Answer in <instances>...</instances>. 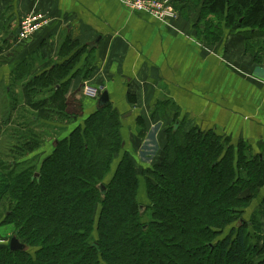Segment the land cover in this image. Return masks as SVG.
Instances as JSON below:
<instances>
[{"label": "trees", "instance_id": "trees-1", "mask_svg": "<svg viewBox=\"0 0 264 264\" xmlns=\"http://www.w3.org/2000/svg\"><path fill=\"white\" fill-rule=\"evenodd\" d=\"M170 1L183 18L199 9L197 23L202 20L204 28L197 23L195 27L207 44L220 39V28L238 27L247 49L254 40H262L255 44L264 49V0ZM209 14L215 18L208 19ZM5 43L0 39V48ZM73 48L70 44L65 50ZM72 66L56 63L30 80L31 74L17 67L12 80H27L25 97L40 115L60 112L77 121L83 114L74 109L81 105L65 99ZM90 72L89 67L83 77ZM5 92L10 95L12 89L6 87ZM117 114L109 101L96 106L55 139L36 166L0 178L1 193L16 200L1 221L14 224L8 243L16 236L25 245L19 251H11L8 243L0 245V264H264V237L249 230L253 217L240 219L264 183L261 156L252 154L248 144L232 142L211 129L193 126L180 133L175 121L163 159L142 172L155 180L148 179L146 202L141 204L130 156L123 153L114 172L110 166L122 141ZM38 122L34 117L30 125ZM30 136H21L25 140L19 154L40 145L39 135ZM18 164L13 161L8 167ZM245 190L248 199L242 197Z\"/></svg>", "mask_w": 264, "mask_h": 264}, {"label": "crops", "instance_id": "crops-1", "mask_svg": "<svg viewBox=\"0 0 264 264\" xmlns=\"http://www.w3.org/2000/svg\"><path fill=\"white\" fill-rule=\"evenodd\" d=\"M28 13L42 14L48 23L0 63V86L11 88L17 67L36 75L56 63L75 62L66 76V80L71 77L65 86L67 95L85 81L108 91L111 105L126 117L121 154L134 140L137 117L143 116L148 127L151 113L172 119L180 111L179 116H188L190 126L242 141L264 160L260 40L247 49L241 31L220 28V39L207 44L196 29L204 28L202 20L197 23L199 9L188 18L178 15L164 22L131 12L118 0H0V39L6 43L13 39ZM98 36L101 40L90 48ZM64 42L69 43L63 46ZM70 44L74 48L68 53ZM89 67V77L84 78ZM82 105L87 106L84 116L96 109L97 102L82 99ZM158 106L165 108L159 111ZM154 140L156 153L162 144L156 136ZM244 210L246 220L254 219L251 232L264 237V183Z\"/></svg>", "mask_w": 264, "mask_h": 264}, {"label": "rangeland", "instance_id": "rangeland-1", "mask_svg": "<svg viewBox=\"0 0 264 264\" xmlns=\"http://www.w3.org/2000/svg\"><path fill=\"white\" fill-rule=\"evenodd\" d=\"M214 18L215 17L213 14L208 15V19H214ZM237 30H239L238 27H233L231 29H228L229 32L237 31ZM24 42L26 41L18 42L14 36L13 39L5 43V45L0 48L1 50L0 63H3L4 59L10 58V54L8 53L9 52L11 53L13 48L21 46V44ZM74 64L75 62L72 63V65ZM32 75L33 74L29 75L27 79L30 80ZM26 81L27 80H21L14 83L9 81V85L12 88V93L10 95H7L3 85L0 86V178L6 176L7 173L12 172L13 173L12 175H14L18 172L21 173L24 170L30 169L34 167V165L36 166L38 160L40 158L42 159L50 152L53 146V141L55 139L60 138L61 135H65L66 133H68V131L72 130L76 125H78V123L81 121V118H85L88 115V114L84 116L82 115L83 114L82 112L87 109V106L83 107L82 99H87L89 101L96 100V102L98 100L97 98L88 96L85 93V84L90 85L87 83V81H85V83L82 84L80 89H78L74 93H69V95L66 94L65 96V99H70V101H72L73 104H75V101H77L78 103L77 105L79 104L81 105V106L79 105L80 106L79 109H74L77 111L76 112L77 114H80L79 116L82 115L80 119H78L77 121H73V120H69L67 117H66L67 119L63 118L60 115H58L60 112L58 114L51 113L48 115H40V112L32 109L29 103L27 102V98L25 97L26 96L25 92L28 83H26ZM97 91H99V94H101L102 92V90L99 89H97ZM157 108L159 109V111H162L164 110L165 107L158 106ZM117 112H118L117 115L119 117V124H120L118 130L122 141H121V146L119 147L117 153L113 156L112 162L110 164V166L113 169V172H114V166L117 165L119 157L123 155L121 154V150H123L122 147L125 146L123 141L125 139L124 131L126 127L124 126V123L126 117L123 115L124 112L123 113H120L119 111ZM179 115H180V111H178L177 114L174 115L172 119L171 118L163 119L162 116L159 117L158 115L153 117L151 113L150 114L151 119H149V117L147 118L148 127L147 124L143 121V116H139L135 120L134 127H135L136 135L134 137L133 142L130 141L128 151L124 153L130 156L133 163L135 164L139 179L138 196L141 204L146 202V198H147L146 188L148 185V179L151 180V182L155 180V178L149 173L143 174L142 172L144 170H147L148 168H152L155 164L159 163L163 159L164 156L163 146L167 142V137L169 135L168 132L171 129L170 127L176 121L177 123H179L178 130L180 131V133L183 134L189 131L191 128H193V126H190V124L188 123L187 121L188 116L185 113H183L181 116ZM34 117H37L39 122L35 125H30V121ZM43 119L45 121H43ZM198 128L201 130H205L200 127ZM27 129L30 130L29 133H27ZM13 133L14 136H12L10 139V135H12ZM30 133L32 135L35 134L39 135L41 137L40 145L35 146L31 152H27L26 154H19L18 153V148H20L19 145H21L23 143V140H25L24 138H21V136L24 135L25 137L30 138L31 137ZM155 136L158 139L159 143L162 144L161 147L159 146L156 153L155 150L156 147H158V145L154 144ZM11 151L13 152L11 153ZM13 161H15L16 163L19 162L17 167L16 168L8 167L10 163ZM110 170L111 169H109V172ZM113 172H110L109 175H112ZM249 193L250 192L248 190H245L243 192L242 197L244 199H248L247 197L250 195ZM248 201L250 203L251 200ZM9 204L11 205L12 208V206L16 204V200H14L8 193H1L0 190V245H6L8 243V238L11 236V233L13 232L14 224L9 222L2 224L1 222L5 212L10 211ZM245 208H247V206ZM244 209L241 212L240 219L246 221V218L243 216L244 212L246 211ZM237 225L238 223L236 221L233 222L234 227L235 226L237 227Z\"/></svg>", "mask_w": 264, "mask_h": 264}, {"label": "built area", "instance_id": "built-area-1", "mask_svg": "<svg viewBox=\"0 0 264 264\" xmlns=\"http://www.w3.org/2000/svg\"><path fill=\"white\" fill-rule=\"evenodd\" d=\"M126 9L131 12H144L157 20L167 22L176 17L170 0H118ZM48 19L39 13H28L19 21V29L15 35L18 42L29 39L36 32L47 25ZM85 93L88 96L97 98L99 91L91 85L85 84Z\"/></svg>", "mask_w": 264, "mask_h": 264}, {"label": "water", "instance_id": "water-1", "mask_svg": "<svg viewBox=\"0 0 264 264\" xmlns=\"http://www.w3.org/2000/svg\"><path fill=\"white\" fill-rule=\"evenodd\" d=\"M101 36H98L95 41H93L92 43H90V48H95L98 44V42L101 40ZM109 101V94L107 90H103L97 100V108H100L102 106H104L105 104H107V102ZM175 125H177V122L175 123ZM101 192L102 194H104L105 192V187L102 185L101 186ZM25 248V245L23 243H21L16 236H12L9 240V249L11 251H19V250H23Z\"/></svg>", "mask_w": 264, "mask_h": 264}]
</instances>
